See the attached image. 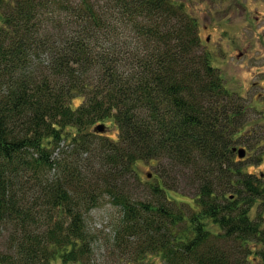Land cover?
Wrapping results in <instances>:
<instances>
[{
  "label": "trees",
  "instance_id": "16d2710c",
  "mask_svg": "<svg viewBox=\"0 0 264 264\" xmlns=\"http://www.w3.org/2000/svg\"><path fill=\"white\" fill-rule=\"evenodd\" d=\"M201 47L176 0H0V264L91 263L103 194L121 264H264L248 106Z\"/></svg>",
  "mask_w": 264,
  "mask_h": 264
},
{
  "label": "rangeland",
  "instance_id": "374dc122",
  "mask_svg": "<svg viewBox=\"0 0 264 264\" xmlns=\"http://www.w3.org/2000/svg\"><path fill=\"white\" fill-rule=\"evenodd\" d=\"M176 1L183 2L186 11L197 19L201 48L211 53L212 63L224 76L227 88L248 106L247 122L242 127L239 143L235 145L245 147L246 154L240 158L235 153L233 159L244 173L259 177L261 187H264V0ZM106 124L112 126L107 135L115 137V126L111 121ZM153 163H139L145 180H155L157 169ZM149 173L152 175L148 176ZM170 193L179 200L193 203L189 192L171 190ZM262 203L259 197L251 215L264 226V211L261 216H257L258 211L264 207ZM117 216L118 208L113 205L108 194L101 195L99 203L86 213L87 227L95 236L89 264H121L112 256L108 247ZM51 264L65 263L57 257Z\"/></svg>",
  "mask_w": 264,
  "mask_h": 264
},
{
  "label": "water",
  "instance_id": "95a60500",
  "mask_svg": "<svg viewBox=\"0 0 264 264\" xmlns=\"http://www.w3.org/2000/svg\"><path fill=\"white\" fill-rule=\"evenodd\" d=\"M94 131L98 133H105L107 131V127L105 123H99L94 126ZM234 150L237 151L238 156L240 158L244 157L246 154V148L245 147H234ZM152 174L149 173L148 176H151Z\"/></svg>",
  "mask_w": 264,
  "mask_h": 264
}]
</instances>
